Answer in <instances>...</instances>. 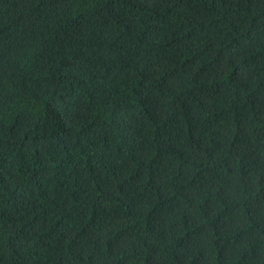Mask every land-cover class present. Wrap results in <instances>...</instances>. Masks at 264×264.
Instances as JSON below:
<instances>
[{
    "label": "trees",
    "instance_id": "trees-1",
    "mask_svg": "<svg viewBox=\"0 0 264 264\" xmlns=\"http://www.w3.org/2000/svg\"><path fill=\"white\" fill-rule=\"evenodd\" d=\"M0 264H264V0H0Z\"/></svg>",
    "mask_w": 264,
    "mask_h": 264
}]
</instances>
